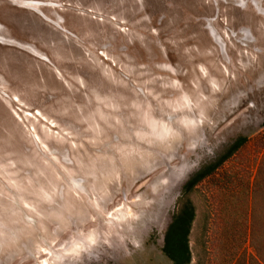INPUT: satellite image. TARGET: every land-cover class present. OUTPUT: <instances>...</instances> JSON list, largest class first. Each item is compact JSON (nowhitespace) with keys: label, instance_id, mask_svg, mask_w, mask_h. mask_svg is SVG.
I'll return each instance as SVG.
<instances>
[{"label":"rangeland","instance_id":"rangeland-1","mask_svg":"<svg viewBox=\"0 0 264 264\" xmlns=\"http://www.w3.org/2000/svg\"><path fill=\"white\" fill-rule=\"evenodd\" d=\"M261 100L264 0H0V264H169L181 185L239 136L190 194V264H257Z\"/></svg>","mask_w":264,"mask_h":264},{"label":"trees","instance_id":"trees-1","mask_svg":"<svg viewBox=\"0 0 264 264\" xmlns=\"http://www.w3.org/2000/svg\"><path fill=\"white\" fill-rule=\"evenodd\" d=\"M245 141L246 137L244 136L235 138L215 159L199 166L181 185L176 200V208L164 232L161 248L163 254L169 260V264L191 263L189 235L195 219V204H193L190 194L204 178L214 173ZM254 249L256 254L252 257L253 260L257 264L264 262V254L261 250L257 246Z\"/></svg>","mask_w":264,"mask_h":264},{"label":"snow or ice","instance_id":"snow-or-ice-1","mask_svg":"<svg viewBox=\"0 0 264 264\" xmlns=\"http://www.w3.org/2000/svg\"><path fill=\"white\" fill-rule=\"evenodd\" d=\"M171 7L176 11H179L182 6V0H168ZM259 103L264 104V100H261ZM261 115H264V111H262ZM195 148V145L193 146ZM184 150L183 143L177 145V147L173 150L175 152L176 160L179 159V154ZM183 174V170H181V175ZM87 245V249H85L84 245ZM67 246L70 248V251L67 253L69 257H78L79 254L85 250L91 251L93 248L97 247V241L94 236H81L75 240L69 239L67 241ZM106 261V264H116L115 261L106 257L105 252H100L98 254V258L96 264H101V262Z\"/></svg>","mask_w":264,"mask_h":264}]
</instances>
